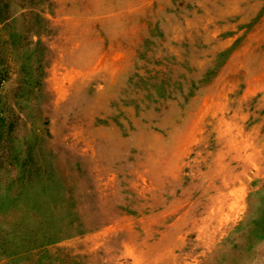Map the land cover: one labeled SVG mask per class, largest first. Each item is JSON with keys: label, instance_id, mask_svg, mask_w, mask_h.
<instances>
[{"label": "rangeland", "instance_id": "rangeland-1", "mask_svg": "<svg viewBox=\"0 0 264 264\" xmlns=\"http://www.w3.org/2000/svg\"><path fill=\"white\" fill-rule=\"evenodd\" d=\"M0 264H264V0H0Z\"/></svg>", "mask_w": 264, "mask_h": 264}]
</instances>
